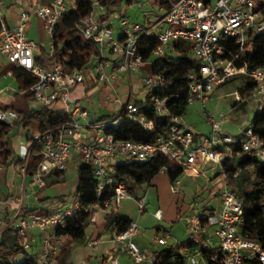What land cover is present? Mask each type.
<instances>
[{"label": "built area", "instance_id": "obj_1", "mask_svg": "<svg viewBox=\"0 0 264 264\" xmlns=\"http://www.w3.org/2000/svg\"><path fill=\"white\" fill-rule=\"evenodd\" d=\"M76 4V0H50L46 4H39L34 14L43 21L46 33L52 38L58 21L69 15ZM6 18V4L0 0V59L6 58L14 69L27 70L35 77L36 82L30 90L36 101L53 108L61 104L63 112L70 116L66 123L30 138L19 150V163L15 167L26 177L32 150L39 147L42 160L32 181L43 188L44 176L66 171L77 152L82 163L94 168L99 183L98 195L105 188H110L114 194L113 201L84 209L89 214V226L96 222L97 210L110 214L117 211L124 201L133 199L126 181L116 176V165L121 162L145 163L160 155L166 160L161 173L176 174L181 171L182 175L195 176L214 171V176H222L225 184L227 173L224 171V162L233 157V145L241 144L244 155H254L264 163V142L253 133L252 126L240 137H232L223 131V125L229 122V113L216 118L207 109V103L215 90L239 76L252 80L256 111L264 109V68L249 70L247 64L242 62V57L253 51V37L264 33V0H177L171 2L164 13L153 16L148 27L131 24L126 16H122L121 38L114 35L108 8L100 1H95L93 12L82 19L78 29L85 40L98 45L100 58L72 71H67L62 64L48 69L36 62L38 45L26 35L30 18L28 13H22L15 26H10ZM142 37L157 39L158 45L153 52L155 58L166 57L169 50L178 53L177 46L180 44L191 46L192 59L199 67L188 75L187 102L189 106H201L206 122L211 126L209 136H198L188 126L185 116L170 115L166 106L168 99L156 94L167 88L164 75H151L143 81L156 114L162 118L169 117L171 122L167 130L158 134L152 142L118 140L107 132L124 119L135 120L145 131L154 132V123L148 121L142 115V109L135 104L133 91L129 101L107 123L90 122L82 100L72 99V92L78 85L90 82L112 85L121 76L129 78L139 72L145 63L140 53ZM231 42L237 47V52L232 51ZM106 51H109L111 58L106 57ZM108 69L111 72L108 73ZM8 75L12 77L13 71ZM130 85L132 88L133 84ZM114 102L119 103L120 100L116 98ZM17 120L16 111L0 110L1 122L13 126ZM171 189L175 194H181L180 178L173 181ZM146 202V196L137 201L138 217L147 212ZM61 206L50 210L48 214L43 207L25 213L20 208L14 215V230L22 246L18 258H30L28 252L34 246L30 233L37 230L39 246L31 258L39 264H57L63 238L55 230L64 223L66 217L77 214L79 209L77 203L73 208ZM244 206V201L239 200L237 193L227 184L219 194V208L216 210L202 209L195 202L190 213L183 218L187 234L183 243L212 251V260L221 264H264V241L250 240L241 234ZM163 216L161 209L153 213L158 222L163 221ZM3 231L0 230V246ZM139 233L138 221H132L124 232H115L114 237L115 241L123 244V251L127 252L134 264H153L154 255L148 249H141L134 241ZM88 240L89 245L96 249L97 240ZM153 242L156 247L181 244L178 240L170 244L168 234L157 235ZM183 256L185 264H207L199 251L193 254L188 247L183 251ZM111 258L113 264H118L114 255ZM15 260H4L0 256V264H16Z\"/></svg>", "mask_w": 264, "mask_h": 264}, {"label": "trees", "instance_id": "obj_2", "mask_svg": "<svg viewBox=\"0 0 264 264\" xmlns=\"http://www.w3.org/2000/svg\"><path fill=\"white\" fill-rule=\"evenodd\" d=\"M95 1H100L111 10L120 0H76L77 4L71 13L62 17L53 32V54L36 61L45 68H52L62 64L67 71L80 69L87 66L92 61L100 58V50L93 41L85 40L78 29V24L87 15L93 12ZM177 0H170L166 5ZM130 3V0H127ZM1 27V26H0ZM253 51L242 57V62L246 63L249 70L264 68V33L254 36ZM158 45L154 37H142L140 40V53L144 61L154 58L153 74L164 75L167 81V88L164 91L156 92L162 99L167 98V109L171 116H185L189 104L187 102L189 94L190 72L197 71L198 64L191 58V46L180 44L177 46L178 56L167 55L164 58L153 57V52ZM233 52L238 49L231 42ZM242 63H240L241 65ZM20 91L25 93L27 101L34 100L31 87L36 82L35 77L27 70L18 68L13 70ZM95 85L94 82L83 84L85 91ZM81 86V85H78ZM76 86V87H78ZM75 87V88H76ZM74 88V90H75ZM73 90V92H74ZM254 86L249 85L240 93L244 100L246 95L253 93ZM72 99H79L74 96ZM135 104L142 109V115L155 125L152 133L145 131L141 125L130 119H124L117 127L109 129L107 132L118 140L152 142L158 134L164 133L171 124L169 117H159L156 114L154 104L147 95L145 100H135ZM237 107V104L233 108ZM2 109V108H0ZM3 110H13L18 113V120L11 126L0 121V165L14 167L19 163L18 153L12 145V138L19 129H28V138L44 132L48 129L60 126L70 120V116L63 111H56L53 107H43L34 110L18 111L15 107H6ZM110 115H103L98 120L108 118ZM97 119V118H95ZM253 133L259 136L264 142V109L255 111L252 119ZM234 155L225 160L224 171L227 173L226 184L233 189L238 199L244 201V225L241 234L254 241H264V163L257 160L254 155H244L241 144L232 146ZM240 154V155H239ZM42 155L40 148L32 150L28 163V174L33 176L36 172ZM166 165V160L157 155L151 160L141 163L121 162L116 165L117 177L123 180H132L138 185L149 184L161 173ZM170 173V172H169ZM65 171L50 174L48 178H54L53 183L62 181ZM237 175V176H235ZM77 204L79 206L77 214L65 218L62 225H59L55 233L62 236L61 253L57 259V264H73L72 254L77 243L86 240V231L89 226L88 217L84 209L88 206L102 205L107 201H113L114 194L110 188H105L101 195H98V181L95 178L94 168L91 165L81 164L77 171ZM172 181L182 176L179 171L176 174L170 173ZM49 182V185L52 184ZM131 191V188H128ZM48 214L49 211H46ZM132 221L126 218H116L111 224L115 226L118 233L124 232ZM195 254L199 251L207 264H221L212 259L214 253L210 250H202L199 246H187L181 242L178 245L163 247L153 253L155 261L153 264H185L183 251L186 248ZM22 252V246L13 228L6 229L1 236L0 256L4 260L17 259ZM10 264V263H8ZM17 264V263H16ZM19 264H39L34 258L23 259Z\"/></svg>", "mask_w": 264, "mask_h": 264}, {"label": "crops", "instance_id": "obj_3", "mask_svg": "<svg viewBox=\"0 0 264 264\" xmlns=\"http://www.w3.org/2000/svg\"><path fill=\"white\" fill-rule=\"evenodd\" d=\"M49 1L50 0H4L7 9L6 19L10 26H15L19 23L20 15L22 13L26 12L29 14L30 18H29L28 26L26 28V35L30 40L34 41L38 45V49L35 52L36 61L42 59V57H46L48 55L53 54V40L46 33L44 29L43 21L34 14V10L39 4H46ZM165 3H167V1L165 0H130V3H128L127 0H120L109 11V17L113 20V30L115 37L121 38L123 35V26L120 20L122 16H126L131 24H142L143 26L148 27L151 25V20L153 16L164 13L165 9L168 7V5H166ZM176 54L177 53H172L171 50L168 51V55L175 56ZM153 61L154 58H151L150 60L146 61L142 65L140 71L135 73L137 78L141 80L142 85L144 79L153 74ZM13 70H14L13 64H11L6 58L0 59V105L6 104V107H15L18 111L43 108L44 105L36 101L35 99L30 101L26 100L25 93L20 91L19 84L15 76L13 75L11 77L8 75V73ZM107 72L108 73L111 72V69H108ZM137 78L135 79L137 80ZM117 81H129L131 84H133L132 76H130L129 78L125 76H121L120 78L115 80L112 83V85L106 83L102 84L98 82H94V83L95 85L97 84L101 85L102 88L115 89L113 87V84L116 83ZM251 85H253V83H251ZM132 88L130 85V93L132 91ZM85 89L86 87L82 85L76 87L73 92L74 96L76 98L83 100V97L85 95ZM252 94L251 96L253 98ZM125 95H128V93L127 94L125 93ZM147 95L148 92L146 93L145 97L143 98L138 97L136 99L145 100L147 98ZM213 96L214 95H212V97L208 102L212 103ZM129 98H130V94H129ZM129 98L127 102L129 101ZM236 98H237L236 99L237 102L235 104H237V107L239 103L247 102V99L242 100L240 94H236ZM115 99L116 98H111L110 100L115 101ZM58 105L61 106L60 109H56ZM249 105L251 109L256 111V104L254 101H252V103H250ZM119 106L120 105L117 106L118 110H119ZM6 107H2V109L0 110H3V108ZM62 107L63 106L61 104H57L54 107V110L63 111ZM237 107L230 110V112L237 111ZM187 113H189L187 114V119H186L188 126L198 136L200 137L206 136L205 131L196 128L192 124V122L188 120V116H195V117L202 116L201 118H204L205 115L201 111V106L199 104H193L189 106ZM88 120L92 123L100 122L98 118L95 119L94 117L90 116L89 112H88ZM207 125L209 126L208 123ZM29 141H30V137L28 138V129H19L18 131H16L15 135H13L12 138V145L15 152L19 153L21 147L27 144ZM80 164H81V159L79 157V154L75 152L69 162L67 170L65 171V175L62 177V181L57 184L53 183L52 181L54 178H48L50 174H53L50 173L44 176L45 186L43 188H40L38 185L33 183L32 176L28 174L26 177H24L20 172L17 171L16 167H14L13 165L10 166L0 165V230L5 231L8 228L14 229V225H13L14 215L18 213L20 208H23L22 213H25L31 210H35L37 207H43L46 211H50L52 209L60 208L61 205L68 206L65 203L64 199H62L60 203H50L48 194L51 191V194L53 196H61L62 193L64 194L69 187L75 185L76 191L74 197L76 199L72 207L68 206L70 208H73L77 203V185H78V176L76 182L74 183L73 175L75 172L78 171V166ZM36 172L33 175H35ZM214 178H219V179L221 178L220 181L222 182L224 181V179H222L220 175H216L214 176ZM49 182H52V184L49 185ZM57 186H60L61 190H59ZM149 186L152 187L153 182ZM221 190L218 193L211 192L209 202L207 203L208 206H212L214 200L219 197ZM137 201L138 200H135V203L138 207ZM218 208H219V203H218ZM157 209H161V208H157ZM156 210H154L151 213V217L154 220L156 219L153 217V213ZM212 210H216V209L213 207L210 209V211ZM188 214L189 213H187V215ZM110 215H112V213L106 214L102 211L97 210L96 222L88 227L86 231L87 237L86 240L83 241V246L79 248V250L75 249V253L78 251L79 254L77 256L75 254L74 256L77 257V261H79L80 264H113V259L111 258V256L113 255L117 258L118 264H134L133 261L130 259L129 255L127 254V252L123 251V244L115 241L114 233L117 231L115 229V226H112L111 223H109ZM123 216L124 217L121 218H126L131 221H138L140 227V233L138 236L135 237L134 241L138 244V246L141 249H148L152 254L155 251L163 248V247H156L153 242L157 235L161 236L163 233H165L168 234L170 237H172L170 231L162 229V227L160 226H155L152 229H150L148 225L149 224L148 220L146 219L142 221L143 215L141 217H138L137 219L129 215H123ZM163 220H164V216H163ZM183 229L185 230L184 226ZM184 230L183 233H185ZM30 234L34 240V246L33 249L31 250L32 254H29L28 252V255L31 257L33 256V254L37 250V247L39 246V236L37 230H33ZM88 238L97 240L98 245L96 249L89 245ZM172 238L173 239L170 238V244H172L173 240H177L174 239V237ZM77 245H79V243H77L76 246Z\"/></svg>", "mask_w": 264, "mask_h": 264}, {"label": "rangeland", "instance_id": "obj_4", "mask_svg": "<svg viewBox=\"0 0 264 264\" xmlns=\"http://www.w3.org/2000/svg\"><path fill=\"white\" fill-rule=\"evenodd\" d=\"M105 55L106 57L111 58L109 51H106ZM176 55L178 56L179 54ZM135 78H137V76L136 74H133V100L138 97L143 98L147 93V89L143 87L141 80L138 78L136 80ZM251 83L252 80L250 78L239 76L235 80H232L216 89L213 94L212 103H207L208 112L216 118H219L221 114L229 113L230 110L233 109V105L237 102L236 94H240ZM113 87L115 89H107L102 88L101 85L97 84L85 91L82 104L83 107L90 113V116L99 118L103 115H110L108 118L100 120V123H107L113 120L119 111L117 106L120 105V109L122 105L127 103L129 98V81H117L113 84ZM125 93H128V95H125ZM109 98H118L120 102L116 103ZM245 99H247V102L239 103L237 111L230 112L229 122L223 125V131L229 133L232 137H240L241 134L252 125L255 110L251 109L249 104L252 103L253 98L248 94ZM2 107H6V104H1L0 108ZM60 107L61 106L58 105L56 109H60ZM201 117L188 116V120L192 122L196 128L205 131L206 136H209L211 133V126L207 125L205 116L204 118ZM73 178L75 183L77 180V172L74 173ZM220 180L221 178H214V171H209L205 175L199 174L195 176H188L184 174L180 177L182 192L181 194H175L171 189L173 181L169 172L160 173L154 179L152 187L149 186V184L138 185L134 181L126 179L125 181L128 188H131L129 193L133 196V199L124 201L117 211H113L112 215L109 216V223L112 224L116 218L124 217L123 215H129L137 219L139 212L135 200H140L141 197L146 196L148 212L143 215L142 221L147 219L150 229L155 226H160L162 229L170 231L171 236L174 237V239L184 242L187 239V234L183 229V218L187 215V213H190L195 202L198 203L202 209L210 210L213 207L215 209L218 208L219 197L214 200L212 206H208L207 203L209 202L211 192L218 193L224 185H226L225 181L222 182ZM57 187L61 190L60 186ZM75 189V185L71 186L67 191L64 190L65 193H62L61 196H53L50 191L48 194L49 202L60 203V201L64 199L65 203L72 207L76 199L74 197L76 191ZM157 208H161L164 213V220L162 222H158L151 217V213ZM183 230L185 233H183ZM164 234L165 233L162 235ZM172 237L170 238L173 239ZM213 245H216V243L213 242ZM82 246L83 242H79V245L77 246L75 245L72 254L73 264H80L79 261H77V257L74 255L76 254L77 256L79 254L78 251L75 253V249L79 250ZM29 254H32V251H29ZM22 260L23 258H18L15 260V263L19 264Z\"/></svg>", "mask_w": 264, "mask_h": 264}]
</instances>
